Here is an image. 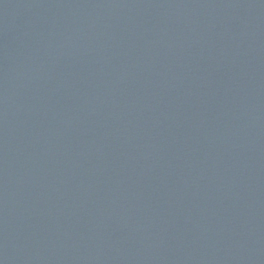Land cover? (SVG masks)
Here are the masks:
<instances>
[{
	"label": "water",
	"instance_id": "1",
	"mask_svg": "<svg viewBox=\"0 0 264 264\" xmlns=\"http://www.w3.org/2000/svg\"><path fill=\"white\" fill-rule=\"evenodd\" d=\"M0 264H264V0H0Z\"/></svg>",
	"mask_w": 264,
	"mask_h": 264
}]
</instances>
